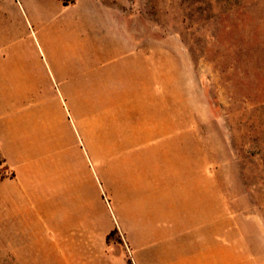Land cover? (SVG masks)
Returning <instances> with one entry per match:
<instances>
[{
	"label": "rangeland",
	"instance_id": "1",
	"mask_svg": "<svg viewBox=\"0 0 264 264\" xmlns=\"http://www.w3.org/2000/svg\"><path fill=\"white\" fill-rule=\"evenodd\" d=\"M77 1L106 6L109 17L124 22L121 32L148 54L157 99L174 104L175 169L196 183L193 196L183 188L175 193L190 198L196 212L178 221L175 264H264V0H0V57L40 59L43 75L51 47L94 60L105 47L116 53L117 34L108 25L82 23L88 12L80 3L66 7ZM109 72L100 74L112 78ZM110 95L101 103L107 114L99 118L100 139L80 144L95 155L85 153L78 172L112 216L118 207L111 200L123 197L125 181L130 187L128 167L151 176L161 142L111 155L124 142L109 139L118 120ZM116 232L111 239L123 245Z\"/></svg>",
	"mask_w": 264,
	"mask_h": 264
},
{
	"label": "crops",
	"instance_id": "2",
	"mask_svg": "<svg viewBox=\"0 0 264 264\" xmlns=\"http://www.w3.org/2000/svg\"><path fill=\"white\" fill-rule=\"evenodd\" d=\"M80 5L88 12L82 23L117 34L116 53L105 47L94 60L92 53L66 57L51 47L43 75L40 59L0 57V264H175L178 221L196 213L190 198L175 193L183 188L193 196L196 183L175 169L174 104L157 99L148 54L122 33L124 22L109 17L106 6ZM105 68L112 78L100 74ZM108 94L110 115L118 119L109 139L124 142L111 155L161 142L151 176L128 167L130 187L125 181L123 197L111 200L118 207L112 216L78 172V160L83 166L85 153L95 155L80 144L100 139ZM117 230L123 245L111 239Z\"/></svg>",
	"mask_w": 264,
	"mask_h": 264
}]
</instances>
